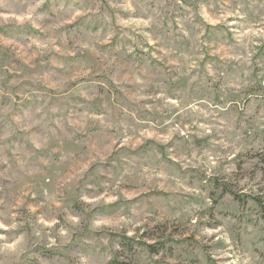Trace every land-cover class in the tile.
<instances>
[{
  "label": "rangeland",
  "instance_id": "rangeland-1",
  "mask_svg": "<svg viewBox=\"0 0 264 264\" xmlns=\"http://www.w3.org/2000/svg\"><path fill=\"white\" fill-rule=\"evenodd\" d=\"M0 264H264V0H0Z\"/></svg>",
  "mask_w": 264,
  "mask_h": 264
}]
</instances>
